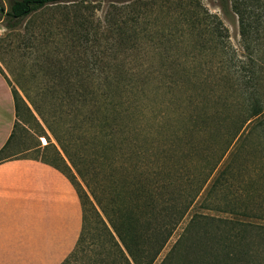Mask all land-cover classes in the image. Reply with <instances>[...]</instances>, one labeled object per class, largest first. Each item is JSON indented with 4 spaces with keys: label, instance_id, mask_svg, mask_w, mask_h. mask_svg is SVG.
<instances>
[{
    "label": "trees",
    "instance_id": "1",
    "mask_svg": "<svg viewBox=\"0 0 264 264\" xmlns=\"http://www.w3.org/2000/svg\"><path fill=\"white\" fill-rule=\"evenodd\" d=\"M70 1L12 0L8 29ZM230 2L246 54L225 56L221 71L202 75L181 56L162 59L170 69L160 74L133 71L95 51L85 77L49 69L61 86L48 90L70 102L77 122L72 132L46 121L59 148L56 162L38 159L70 181L81 206L76 243L59 264H264V224L249 220L264 221V32L247 0ZM204 15L228 37L217 15ZM151 90L167 94L159 113Z\"/></svg>",
    "mask_w": 264,
    "mask_h": 264
},
{
    "label": "rangeland",
    "instance_id": "2",
    "mask_svg": "<svg viewBox=\"0 0 264 264\" xmlns=\"http://www.w3.org/2000/svg\"><path fill=\"white\" fill-rule=\"evenodd\" d=\"M11 2L0 0V72L14 98L16 120L0 157L56 162L52 144L59 147L46 121L59 120L72 129L77 122L70 102L60 99L57 91L48 90L50 86H61L58 80L53 82L49 78L52 75L48 71L67 68L73 73L81 71L85 77L91 67V51L97 52L94 55L103 54L105 59L114 55L121 68L158 74L170 69L167 60L162 63V59L181 56L189 59L186 67H193L202 75L221 71L224 68L221 60L227 55L237 60L244 59L246 54L240 41L238 16L230 0L57 2L26 16L15 29H8L5 11ZM245 9L264 32V0H247ZM205 11L218 16L228 37L216 34L214 19L206 17ZM117 39L111 46V40ZM73 81L84 88L93 84L86 79L80 83L75 76ZM150 92L149 98L158 105L167 97L161 91ZM162 109L161 105L156 107V113ZM249 220L264 224L263 220ZM178 232L171 236L156 263L176 240Z\"/></svg>",
    "mask_w": 264,
    "mask_h": 264
},
{
    "label": "crops",
    "instance_id": "3",
    "mask_svg": "<svg viewBox=\"0 0 264 264\" xmlns=\"http://www.w3.org/2000/svg\"><path fill=\"white\" fill-rule=\"evenodd\" d=\"M16 120L0 72V149ZM81 227L76 190L57 169L32 157L0 161V264H59Z\"/></svg>",
    "mask_w": 264,
    "mask_h": 264
},
{
    "label": "built area",
    "instance_id": "4",
    "mask_svg": "<svg viewBox=\"0 0 264 264\" xmlns=\"http://www.w3.org/2000/svg\"><path fill=\"white\" fill-rule=\"evenodd\" d=\"M44 139V138H43ZM43 142H44V140H43Z\"/></svg>",
    "mask_w": 264,
    "mask_h": 264
}]
</instances>
